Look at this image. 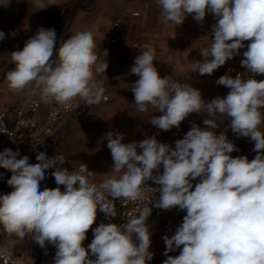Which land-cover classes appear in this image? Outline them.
I'll return each instance as SVG.
<instances>
[{"label": "clouds", "instance_id": "9594fccd", "mask_svg": "<svg viewBox=\"0 0 264 264\" xmlns=\"http://www.w3.org/2000/svg\"><path fill=\"white\" fill-rule=\"evenodd\" d=\"M155 2L165 24L180 26L188 15L201 24L206 15L213 17L211 43L199 49L202 60L195 61L193 72L212 75L246 47L240 66L248 78L239 72L233 76L234 69H229L216 80L228 93L205 101L190 83L160 75L154 48L140 51L129 73L138 77L131 84L136 110L161 113L148 121L163 131L179 128L193 113L205 115V127L193 123L174 146L156 135L125 143L123 133L107 132L102 140L111 153L113 175L99 184L91 179L94 172L87 164L65 167L62 154L49 158L39 151L33 164L28 156L5 148L0 168L11 173L7 185L12 191L0 194V226L21 240L31 237L41 248L53 245V264H149L154 256L147 223L152 207H143L123 225H93L98 211L109 220L118 215L117 199L143 200V189L152 181L159 185L153 207L186 212L175 233L162 237L163 264H264V80L256 78L264 75V0ZM9 3L4 0L0 7ZM50 5L54 0H34L33 6L41 10ZM5 38L0 31V41ZM56 45L54 28H37L21 50L9 54L14 68L6 73L8 88L18 92L34 84L45 102L67 104L79 97L85 106L100 104L106 89L96 77L106 72L108 62L98 61L93 32H77L64 40L53 59ZM218 114L230 120L227 129L238 138L254 142L253 159L231 155L239 149L228 139L227 129L213 131L219 128ZM17 130L3 127L0 133L12 139ZM49 169L58 187L41 190ZM90 229L94 238L86 248ZM177 250L179 255H169Z\"/></svg>", "mask_w": 264, "mask_h": 264}, {"label": "crops", "instance_id": "0c3cea01", "mask_svg": "<svg viewBox=\"0 0 264 264\" xmlns=\"http://www.w3.org/2000/svg\"><path fill=\"white\" fill-rule=\"evenodd\" d=\"M14 2H16V5H14L16 7L14 8L15 10H25V12L31 14L26 17L22 13L18 19L20 25H17L18 30L29 33V38L36 33L39 27H44L45 29L55 27L54 12L71 11V14H73L77 11L76 19L72 22V25H69L68 31L59 37L57 35V45L54 48L53 59H55L59 44L64 40L77 32L91 30L94 34L95 54L98 56V61L108 62L106 72L98 75L96 79L101 81L106 87L120 88L118 89L119 92L117 91L118 93L113 94L109 100L102 101L98 105L88 106L85 113L60 131L55 143L47 150L38 149L28 153L26 156L29 157V162L33 164L37 163L35 157L39 151L46 152L49 158L54 157L56 154H62L66 158L65 165L68 168L79 167L80 162L85 163L88 169L94 172L91 179L101 183L108 175H113L111 173L113 164L111 153L107 148V141L102 140L103 135L107 132L123 133L125 143L141 141L145 137L156 135L160 142L172 145L175 144L176 140L184 137L193 123L200 127H205L203 124L204 115L193 113L181 123L179 128L173 127L169 131H163L157 129L148 121L151 115H160L161 113H154L151 108L145 113L136 110L134 94L130 91L131 84L138 77L129 73L130 67L134 63V58L142 50L149 47L154 48L156 50L154 64L160 75L162 77L172 76L173 79L182 83H190L194 88L201 91L202 98L205 101H211L217 96L223 97L228 93V88L216 84V80L227 73L225 70L227 65L242 68L240 61L243 58L242 53L246 50V47L240 50L241 55L227 61L225 65L214 71L212 75L206 74L198 77V72H193L195 61L202 60L199 50L201 47H197L196 42H194L193 47L185 48L186 39L177 40L174 35L178 33L180 27L205 28L204 34L199 36L202 41L198 43H203L204 47L209 46L212 40L211 28L215 23L211 15H206L202 24L193 23L195 20L191 15H188L184 23L177 26L172 23L165 24L161 20L160 8L155 0H124L120 4L116 0H54L55 5H50L41 10L33 6L34 0H14ZM58 4L64 7L65 10L58 9ZM22 6H26V8L22 9ZM133 11H137L139 14L133 16ZM114 12L123 14L110 19ZM117 18H120V21L117 25H114ZM113 36L117 38L116 45L107 54H102V49L108 44L109 38ZM134 42L138 43L137 47L132 46ZM247 43L245 42V44ZM257 79L264 80V75L258 76ZM203 85L204 88L201 89ZM26 90L27 95H25V98L30 99L21 105H25L31 100H37L41 103L39 114L44 115L54 101L45 102L42 100L40 91L34 87V84L26 87ZM17 106L2 105L0 110L11 113ZM120 107H125L126 112L120 110ZM261 111L264 112V109ZM217 117L224 120L228 119L219 114ZM260 130L264 131V123L260 125ZM240 140L251 157L254 158L256 155L252 151L254 142H251L249 138H240ZM85 143L91 145L90 151L86 150L87 146H84ZM7 148L18 151L21 156H24L27 150L23 146L13 144L8 145ZM5 171V169L0 168V173ZM52 171V169L46 171V178L41 181V190L46 187H52V182L48 181V175ZM173 210L174 208L171 211L167 210V214L150 227L152 235L149 250L154 253V256L149 264H163L166 259L163 255L166 245L162 237L166 234L169 236L174 234L176 228L183 220V216L174 215ZM180 212L183 213V211ZM0 238L16 243L26 250H30L35 246V242L32 240H21L19 237L8 239L0 236ZM169 255H179V250L169 253Z\"/></svg>", "mask_w": 264, "mask_h": 264}, {"label": "built area", "instance_id": "2783aa9c", "mask_svg": "<svg viewBox=\"0 0 264 264\" xmlns=\"http://www.w3.org/2000/svg\"><path fill=\"white\" fill-rule=\"evenodd\" d=\"M138 14L137 11L132 12L133 16H137ZM119 21L120 18H117L114 25H117ZM116 43L117 38L115 36L110 37L108 44L101 51L102 54H107ZM132 46L137 47L138 43L134 42ZM229 69H234V71L231 72L233 76L239 72L242 75L244 74L243 78H248L249 74L245 73L246 69L244 68L240 69L233 65H227L225 68L227 73ZM104 87L106 89V99L102 101L109 100L110 97L118 91L116 88ZM40 107L41 103L39 101L31 100L25 105L17 106L11 113L0 110V128L5 127L9 132L18 129L15 131V136L12 139H10L7 134L0 133V151H3L11 144L25 147L27 150L24 156L38 149L47 150L55 143L60 131L85 113L88 106L83 105L80 98H77L67 104H59L54 101L44 115L39 114ZM215 120L219 128L213 131H217V134L227 129V125L230 123L229 119L224 120L217 116ZM189 130L190 128L188 131ZM226 134L228 139L239 149V151L231 153L233 157L246 155L249 160L253 159L236 134L230 129H227ZM174 145L175 144H172V146ZM197 182H199L198 178L192 181L193 185ZM147 185L148 186L143 189V200L130 201L117 199L115 201V206L118 215L109 220L106 219L103 213L98 211L95 223L111 222L123 225L127 220L136 217L143 207H152L151 215L147 223L149 227L156 224L162 216L167 214V210H162L151 205L154 200L159 199V192L156 189L159 188V185L154 184L152 181H148ZM173 214L184 216L186 213H181L177 208H174ZM55 252L56 248L50 244L46 245L45 248H41L35 243L33 248L26 250L16 243L0 238V264H53Z\"/></svg>", "mask_w": 264, "mask_h": 264}, {"label": "rangeland", "instance_id": "374dc122", "mask_svg": "<svg viewBox=\"0 0 264 264\" xmlns=\"http://www.w3.org/2000/svg\"><path fill=\"white\" fill-rule=\"evenodd\" d=\"M28 1V0H26ZM103 1V0H101ZM118 3H123L124 0H116ZM151 1V0H148ZM0 2H4V0H0ZM16 2L14 0H10V3L7 7H0V31H3L6 34V38L3 41H0V107L2 105H21L23 102L27 101L30 98H25L27 95L26 88L22 91L13 92L8 88L7 80H6V73L14 68V64L11 62L10 53L12 51L21 50L28 40V32H23L18 30L17 25H20L19 17L21 14L24 13L26 17L30 16L31 14L25 12V10H15L16 8L14 5ZM59 5V4H58ZM26 6H22V9H25ZM58 9L65 10L64 7L58 6ZM15 11V12H14ZM76 12L71 14V11H58L57 13L54 12V29L57 32L58 37L64 35L66 31H68L69 25H72V22L76 19ZM123 13L114 12L110 19H113L116 16H119ZM69 22V23H68ZM193 23H197L194 21ZM68 24V25H67ZM67 26V27H66ZM205 28H194V27H180L177 34H175V38L177 40H181L185 38L187 44L185 48L193 47L194 42H196L197 47H204L203 43H198L202 41L199 39V36H202L204 33ZM197 76L200 77L199 73ZM204 88V85L201 89ZM120 89V88H116ZM119 92V91H118ZM117 92V93H118ZM132 92V91H130ZM120 110L126 112L125 107H120ZM263 127V126H262ZM89 144V143H88ZM85 143L84 146H87L86 150H91V145ZM88 151V152H89ZM67 167L66 165H64ZM50 173V172H49ZM48 174V173H47ZM11 176L10 172L5 171L3 177H0V194H7L12 191V189L7 185V179ZM48 181L52 182L51 188H56L58 185L55 183L54 177L51 174L48 175ZM95 183L99 184V182L94 181ZM62 188V186H60ZM99 223H95L93 227L98 226ZM0 236L8 239H16L18 238L15 234H9L6 230L0 226ZM93 233L91 229L87 232V238L83 242V245L87 248V245L91 243L93 239ZM24 240L31 241V237H26ZM94 259V257H93Z\"/></svg>", "mask_w": 264, "mask_h": 264}]
</instances>
